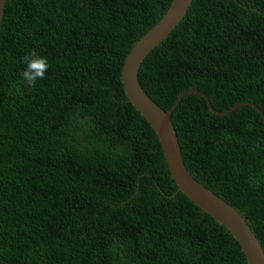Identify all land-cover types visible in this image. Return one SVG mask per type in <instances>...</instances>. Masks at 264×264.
Segmentation results:
<instances>
[{"label":"trees","instance_id":"obj_1","mask_svg":"<svg viewBox=\"0 0 264 264\" xmlns=\"http://www.w3.org/2000/svg\"><path fill=\"white\" fill-rule=\"evenodd\" d=\"M171 1H5L0 264H247L225 226L177 191L121 83L126 55ZM29 49L50 67L26 87ZM138 78L165 111L196 89L215 110L252 102L264 112V0H192ZM171 118L186 168L264 251L262 115L248 104L218 114L187 93Z\"/></svg>","mask_w":264,"mask_h":264},{"label":"water","instance_id":"obj_2","mask_svg":"<svg viewBox=\"0 0 264 264\" xmlns=\"http://www.w3.org/2000/svg\"><path fill=\"white\" fill-rule=\"evenodd\" d=\"M6 0H0V26ZM192 0H172L161 19L140 37L125 57L121 83L127 100L150 124L161 144L169 171L178 189L202 210L212 215L232 234L243 251L247 264H264V251L246 219L229 203L210 189L199 183L186 168L172 122V112L179 100L187 93H198L206 98L210 110L223 114L241 104L253 106L264 118V112L252 102H242L227 111L215 110L206 95L196 89L185 90L180 94L172 107L165 111L142 88L138 71L145 57L159 45L178 25L185 15Z\"/></svg>","mask_w":264,"mask_h":264},{"label":"clouds","instance_id":"obj_3","mask_svg":"<svg viewBox=\"0 0 264 264\" xmlns=\"http://www.w3.org/2000/svg\"><path fill=\"white\" fill-rule=\"evenodd\" d=\"M22 59L25 65L20 73L22 84L26 87L34 86L39 80L45 78L50 67L46 56L41 55L36 49H29ZM17 91L21 92V89L17 87Z\"/></svg>","mask_w":264,"mask_h":264}]
</instances>
